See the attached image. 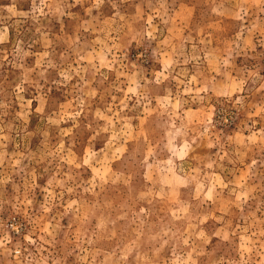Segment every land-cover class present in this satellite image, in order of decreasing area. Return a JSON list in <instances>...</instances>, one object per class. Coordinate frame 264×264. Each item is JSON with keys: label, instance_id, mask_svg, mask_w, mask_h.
<instances>
[{"label": "rangeland", "instance_id": "1", "mask_svg": "<svg viewBox=\"0 0 264 264\" xmlns=\"http://www.w3.org/2000/svg\"><path fill=\"white\" fill-rule=\"evenodd\" d=\"M0 264H264V0H0Z\"/></svg>", "mask_w": 264, "mask_h": 264}]
</instances>
